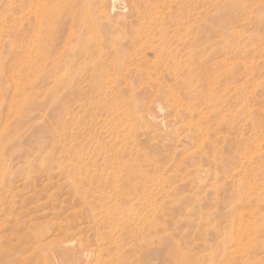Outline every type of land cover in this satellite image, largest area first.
<instances>
[{
  "label": "rangeland",
  "instance_id": "374dc122",
  "mask_svg": "<svg viewBox=\"0 0 264 264\" xmlns=\"http://www.w3.org/2000/svg\"><path fill=\"white\" fill-rule=\"evenodd\" d=\"M131 1L109 11L108 0L109 15L84 22L87 0H0V264H42L39 252L56 262L52 246L67 239L95 250L121 211L118 253L134 264H168L167 254L173 264H264V0H143L151 24L161 19L150 35L165 55L166 39L190 42L178 53L190 50V87L173 91L205 111L199 131L196 111L175 120L160 98L151 105L167 126L139 121L154 92L69 64L82 36L110 22L101 36L115 38L134 22ZM129 50L144 70L158 61L146 46ZM135 160L155 177L145 178L148 202L113 204L104 174ZM108 207V222L93 219ZM94 253L80 264H95Z\"/></svg>",
  "mask_w": 264,
  "mask_h": 264
},
{
  "label": "bare ground",
  "instance_id": "6f19581e",
  "mask_svg": "<svg viewBox=\"0 0 264 264\" xmlns=\"http://www.w3.org/2000/svg\"><path fill=\"white\" fill-rule=\"evenodd\" d=\"M107 3H108V0H87V2L85 4L86 6L83 8L85 12H82V15H83L82 21L89 22V21H91V18L94 20V18L91 15H95V14H97L96 16H101V15L107 16V15H109L108 11L106 10ZM131 5H132V9L134 11L135 18H134V22L127 24L128 28H126L125 30H114V32H118L116 37L107 39L104 36H101V33H102V31L107 32V31L111 30L110 24H109L110 22H109V23H106L105 26L101 27V30H98V32H95V33L91 32L87 36H82V41H81V43L83 45L82 49H78V53L71 55L69 57L68 61H69V64L71 66L76 64V65H80V67H87V68L89 67L90 69H92V71H94V73L102 71L103 73L100 72L101 75L102 74L104 75L105 82L107 84H109V86H111V87H113V85L118 80H120L124 84V87L137 86V87L142 88V89H147V91L149 93L154 92V94L150 95L151 98H149L150 99V100H148L149 102L147 104H145L144 106L141 105V107H142L141 111L142 112H140L137 115V117H138V119H140L139 121H141L143 123L147 122V123H150L154 126H165L166 127L167 121L170 122L171 119L166 120L165 116L163 117V116H160L158 113L156 114L154 112V110L152 109L151 103L156 101L158 98L168 101V107H169L168 115L173 117V119H175V120L182 121V117H181L179 111L185 110L188 112V114L190 116H192L193 112L196 111L195 108H192L190 103L182 102L179 99V97L175 96L174 91H173L176 89H186V88L190 87V50L188 52V56H186L184 60H182L181 57L178 56L180 49L182 50V48L187 49L190 47V42L188 44H186L184 40H181V37L175 38L174 41L176 39H177V42L182 41L181 42L182 47L179 48V44H180L179 42L174 45L175 42L174 43L169 42L166 39V41H164V47L168 49L167 52L169 54L165 55L163 53L164 52L163 47L162 46H160V47L155 46L154 45L155 43H153V41H152L153 35H150V33H152V31L154 29L159 30V27L162 24L161 19H158L156 15H153V17H152L153 21L151 24L150 17H149L150 13H149V11H147L143 7V0H132ZM113 9H114V0H110L109 11H112ZM95 11H98V13H95ZM81 19H80V21H81ZM112 29H113V27H112ZM161 33H162L161 37L164 36V38H165L166 31L162 30ZM142 40H143V42H141L139 45H137L138 42H140ZM172 45H174V46H172ZM143 46H146L147 48H149V50L152 52V54L154 56L153 59L158 60L157 63L152 62L153 64L151 63V65H148L146 67L147 68L146 70L142 69L137 63H136L137 65H136L135 62H133V61H135L133 59L134 57H132V55L129 53L130 47L131 48H138L141 50L143 48ZM80 48H81V46H80ZM131 52L133 55H137L136 49L131 51ZM49 54L47 53L45 55L48 56L49 59L51 58V62H53V61L56 62L55 57L54 56L50 57L51 55L49 56ZM57 58H59V57H57ZM142 58L143 57H141V59ZM100 60H101L100 63L103 64V66H100L101 65L99 63ZM116 60H120L121 61L120 64H116V62H117ZM146 63H148V62H146ZM107 65H109V67H106ZM132 65H135V66H132ZM151 66L153 67V69H151ZM144 67H145V65H144ZM105 71H107V72H105ZM223 73L224 72L222 71V74ZM98 74H97V78L103 79V78H101L103 75L101 77L100 76L98 77ZM158 77H160V80L158 79ZM168 77L171 79L170 81H168ZM95 86H97V83ZM135 89H137V88H135ZM196 112H197V115L200 117V119H202V120L198 119L199 122L194 123V125H195L194 127H196L197 131H199V127H197V125L199 123H201V121L206 120L207 116L205 115V111L203 109H200ZM120 114H122V113H120ZM168 115H167V117H168ZM129 120H131V119H129ZM194 122H197V121L195 120ZM217 123H218L217 126H220L219 122H217ZM187 125L190 128V122L187 123ZM202 130L200 132H202ZM203 138H205V137H203ZM121 141L122 140H120V143H121ZM104 159L107 160L108 156L106 155L104 157ZM142 162H143V160H142ZM107 163L109 164V162H107ZM110 165H112L111 161H110ZM110 165H109V167H110ZM111 168H112V170H114L113 173L111 175H108V174H104V175L109 176L107 179L106 186L110 185L113 187V191H114L113 192V198H111L112 200H114L113 204H115L118 201L130 202L133 199H134V202L132 201V203H134V204H141V203L146 202V201L148 202L147 195L145 194V191L147 190L149 192V189H147V187H146L147 185H146V179L145 178H147V180H153V179H155V177L148 176L145 173V171L143 170L142 166H140V164L137 160L133 161L127 167L117 165L116 169L113 166ZM238 170L239 169L235 170V172L231 173L229 176L232 178L235 174L240 172ZM240 173H238V174H240ZM82 174H84V173H82ZM241 174H243V173H241ZM241 177H243V176H241ZM240 182H241V180H240ZM99 183H101V182H99ZM103 183L105 184V182H103ZM167 186H169V185H167ZM141 201H143V202H141ZM112 206L113 205H111L110 207H112ZM110 207L106 208V210H105L106 214L105 215H101V213L98 212L95 215L96 218H93V219H99L100 218V219L106 220L108 222V220H110V219L108 217L109 213H107V212H109ZM98 215H99V218L97 217ZM260 217H262V218H260V220H262L263 216H260ZM124 218L125 217L123 216V211H121L119 214L118 213L114 214V217L111 218L113 226H112V228L110 227V231L108 232L109 234L106 233V236H108V237H103L102 242L99 244V246L96 247L95 250L87 251V248L85 246H83L79 243L76 245V244H74V242L71 239H67V240L60 241L58 244H54V246H52L53 251H51V255H53V258L56 259V262H53V259H52V261L49 260L47 253H41V252L37 253L38 256L36 259H37V261L39 260V262H42V264H80L81 257L83 259H85L87 257L90 258L91 254L95 252L96 253V254L94 253L95 254V257H94L95 264H134V261L132 259H130L129 257L124 256L123 252L118 253V251H120L123 247V238H122L123 237V230H121V228H118L117 225L119 224V222H122L125 224V222H127V221H124L125 220ZM127 219H129V218H127ZM136 221H139V220H136ZM133 222L136 225L138 224L135 221H133ZM262 222H263V220H262ZM164 223L165 222H163L161 225L162 229H164V225H165ZM165 227H166V225H165ZM137 231H140V229L138 228ZM137 231H136L137 234H135V231H133V230L131 231L133 237L138 239L139 243H141V241L144 242V239H146L147 235H142L141 233H139ZM127 233L131 235V233L129 231H127ZM156 235H157V238L159 239V241L161 242V244L166 245V247L171 245L169 234H167V233L163 234V230H162L161 233H157ZM38 236H41V237H39V239H41L45 236V233H41V235H38ZM38 246H36V247H38ZM36 247H33V249H35ZM39 249H40V247L37 250H39ZM75 249H76V251H75ZM110 252L112 254L111 256H109ZM167 256L169 257L168 262L170 260V262L173 264V260H172L173 255L167 254ZM171 263H168V264H171ZM81 264H88V263L83 261Z\"/></svg>",
  "mask_w": 264,
  "mask_h": 264
}]
</instances>
